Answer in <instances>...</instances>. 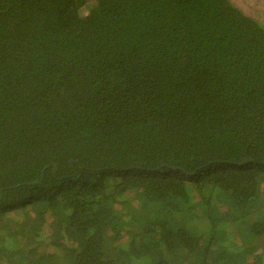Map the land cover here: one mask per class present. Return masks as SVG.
I'll return each mask as SVG.
<instances>
[{
  "label": "trees",
  "instance_id": "16d2710c",
  "mask_svg": "<svg viewBox=\"0 0 264 264\" xmlns=\"http://www.w3.org/2000/svg\"><path fill=\"white\" fill-rule=\"evenodd\" d=\"M0 264H264V0H0Z\"/></svg>",
  "mask_w": 264,
  "mask_h": 264
},
{
  "label": "rangeland",
  "instance_id": "374dc122",
  "mask_svg": "<svg viewBox=\"0 0 264 264\" xmlns=\"http://www.w3.org/2000/svg\"><path fill=\"white\" fill-rule=\"evenodd\" d=\"M48 229V228H47Z\"/></svg>",
  "mask_w": 264,
  "mask_h": 264
}]
</instances>
